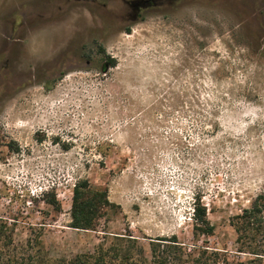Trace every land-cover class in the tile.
Segmentation results:
<instances>
[{
    "label": "rangeland",
    "instance_id": "374dc122",
    "mask_svg": "<svg viewBox=\"0 0 264 264\" xmlns=\"http://www.w3.org/2000/svg\"><path fill=\"white\" fill-rule=\"evenodd\" d=\"M81 179L111 203L96 231L69 227ZM261 193L264 0H0V239L15 255L38 240L70 259L104 232L147 257L171 236L234 255L229 219ZM197 202L209 236L193 233Z\"/></svg>",
    "mask_w": 264,
    "mask_h": 264
},
{
    "label": "trees",
    "instance_id": "16d2710c",
    "mask_svg": "<svg viewBox=\"0 0 264 264\" xmlns=\"http://www.w3.org/2000/svg\"><path fill=\"white\" fill-rule=\"evenodd\" d=\"M110 62L113 66L114 60ZM44 200L58 206L54 196ZM110 207L105 189L94 188L87 179L78 180L72 188L69 227L96 231ZM192 215L194 234L209 236L213 233L214 226L202 203H194ZM229 225L236 236L234 255L208 245L187 251L176 236H171L150 239V257H147L136 237L104 232L102 241L92 253L77 254L70 259H50L38 240L34 249L33 240L28 241L19 257L12 252L16 249L9 248L10 242L0 239V264H264V193L258 194L239 214L230 217Z\"/></svg>",
    "mask_w": 264,
    "mask_h": 264
}]
</instances>
